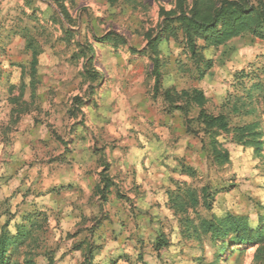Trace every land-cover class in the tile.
<instances>
[{"label": "rangeland", "instance_id": "obj_1", "mask_svg": "<svg viewBox=\"0 0 264 264\" xmlns=\"http://www.w3.org/2000/svg\"><path fill=\"white\" fill-rule=\"evenodd\" d=\"M193 2L185 0L187 11ZM175 4L0 0V234L34 226L8 252L12 264H264V236L217 253L221 242L199 228L234 215L264 232V146L256 155L224 132L188 133L198 108L179 96L199 89L207 113H226L235 74L264 67V39L245 34L204 48L213 67L197 81L179 33L155 67L147 43ZM109 34L119 41L104 40ZM253 99V115H230L229 126L255 121L264 142V95ZM187 187L197 203L180 210L170 196ZM186 219L197 232L189 239Z\"/></svg>", "mask_w": 264, "mask_h": 264}, {"label": "trees", "instance_id": "obj_2", "mask_svg": "<svg viewBox=\"0 0 264 264\" xmlns=\"http://www.w3.org/2000/svg\"><path fill=\"white\" fill-rule=\"evenodd\" d=\"M109 1L114 2L115 0ZM162 17L163 26L160 33L155 37H150L147 43L153 55L151 59L154 66L157 67L159 63L160 47L169 39H178V34L180 33L183 50L189 52L194 61L193 76L197 81L202 80L213 67L212 60L205 59L201 55L204 48L224 46L231 39L245 34H250L257 39H264V0H219L214 2L211 0H194L192 7L188 11L186 10L185 0H176L174 10L162 13ZM174 23H177V25H174ZM104 40L112 43L119 41L118 37L112 34L105 36ZM199 41L203 44L202 46L198 45ZM30 50V71L35 76L37 51L32 46H30ZM251 68L252 71L250 72L240 71L235 74L233 93H228L222 104V108L226 110V113L221 112L216 116L207 113L203 108L206 98L199 89L193 88L188 91H182L179 94L180 97L185 98L186 102H191L198 108L193 126L188 121V133L193 135L203 134L209 136V138H214L218 135V132H224L228 134L227 137L230 142L244 147H252L255 150V154L259 155L264 142L258 131V123L254 121L242 125L229 126L228 120L230 115H234L239 120L253 115V97L259 94L264 95V83L262 81L264 67L258 70ZM159 79V71L156 70L155 82L158 83ZM164 96L168 102L174 103L173 94L166 91ZM215 157L221 164L226 163L228 160L226 152L216 151ZM202 193L203 204L209 206V192L203 188ZM170 200L180 210L184 204L195 206L197 203L195 192L189 187L177 194H171ZM184 225L186 226V233L185 231L182 233L186 236V239L197 234L196 226L192 220L186 219ZM33 227L31 222L28 223V226L21 225L14 236L9 235L4 230L1 231L0 264H12L8 252L18 243H22ZM199 228L203 235H209L212 243L221 242L217 253L223 252L231 244L242 246L263 242L253 241L264 236V232L260 231V227L256 228V235H254V231L248 225L247 219L241 216L228 215L223 219L211 221L203 219L199 221ZM189 229L193 230V232L190 233ZM159 237L161 238H157L158 249L166 245L162 236ZM236 250L233 251L236 252Z\"/></svg>", "mask_w": 264, "mask_h": 264}]
</instances>
